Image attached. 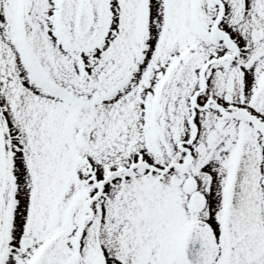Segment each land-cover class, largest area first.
I'll return each instance as SVG.
<instances>
[{"label": "snow or ice", "instance_id": "1", "mask_svg": "<svg viewBox=\"0 0 264 264\" xmlns=\"http://www.w3.org/2000/svg\"><path fill=\"white\" fill-rule=\"evenodd\" d=\"M0 264H264V0H0Z\"/></svg>", "mask_w": 264, "mask_h": 264}]
</instances>
